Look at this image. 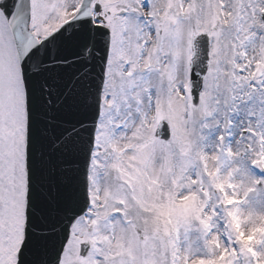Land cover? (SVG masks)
<instances>
[{"label": "snow or ice", "instance_id": "6c2138e0", "mask_svg": "<svg viewBox=\"0 0 264 264\" xmlns=\"http://www.w3.org/2000/svg\"><path fill=\"white\" fill-rule=\"evenodd\" d=\"M0 264H264V0H0Z\"/></svg>", "mask_w": 264, "mask_h": 264}]
</instances>
